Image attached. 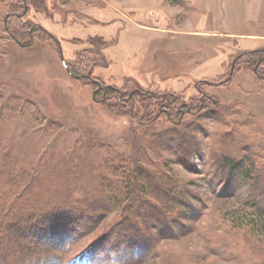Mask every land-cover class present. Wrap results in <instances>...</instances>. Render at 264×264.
<instances>
[{
  "label": "rangeland",
  "instance_id": "obj_1",
  "mask_svg": "<svg viewBox=\"0 0 264 264\" xmlns=\"http://www.w3.org/2000/svg\"><path fill=\"white\" fill-rule=\"evenodd\" d=\"M27 5L0 0V198L6 204L0 225L7 234L1 259L52 264L62 256L88 258L93 249L103 257L119 243L124 264H264V215L244 203L248 183L239 177L247 169L264 190V79L247 55L240 57L264 49V0ZM19 12L24 16L8 18ZM95 80L125 91L179 92L185 100L204 91L207 107L197 104L177 125L160 115L159 97L149 98V121L138 101L143 96L119 99L127 105L116 109ZM172 127L183 135L168 132ZM120 155H133L161 190L191 202L188 210L172 205L178 225L155 231L156 211L134 204L145 198L140 189L121 206L114 203L123 190L111 193L105 177ZM224 159L235 160L239 172L211 168ZM95 198L100 203L92 206ZM66 203H80L86 219L98 223L62 252L60 239L38 249L46 241L7 226L16 214ZM115 222L116 232L103 237ZM145 247L148 254L134 259ZM109 256L99 264H120L115 253Z\"/></svg>",
  "mask_w": 264,
  "mask_h": 264
},
{
  "label": "trees",
  "instance_id": "obj_2",
  "mask_svg": "<svg viewBox=\"0 0 264 264\" xmlns=\"http://www.w3.org/2000/svg\"><path fill=\"white\" fill-rule=\"evenodd\" d=\"M25 4V9L28 8L27 5V0H22ZM24 9V10H25ZM25 14V13H24ZM23 13H18L17 15L15 14H8V18L13 17V16H17V17H22L24 16ZM45 32H47V34L50 35V32L46 29H43ZM14 38L16 40L17 36L14 35ZM20 40V39H19ZM20 42V41H18ZM247 55L249 62H252V64H254V69L257 73V75L259 77H261L262 79H264V71L262 72L261 70H259L261 67L264 68V49L263 50H252L250 52H245L242 53L240 57ZM65 67L68 70V72L70 74H73L74 71L70 68V66H68L65 63ZM80 76V75H79ZM95 83L101 84V86H103L104 89V99L106 100H115V103L113 104L116 109H122L125 108L124 106L127 105V102H120L123 101L125 98L128 99V101H130L131 99L134 98V96L136 97H141L143 96V98H137L138 101H142L145 103V107L147 108V117L149 121H153V114L150 112V109H148L149 106V102L148 99L149 98H160V103L158 104L159 108H160V115H167L169 117V119L173 122H175L177 125H181L182 124V118L185 117V115L190 114L193 112V110L196 109V105L199 104L200 108L203 106L205 108L206 106V100L208 98H206L205 96V92H202L201 97L197 98V97H190L188 100H185L184 98V94L183 93H179V92H163V93H156L153 91H148L145 90L144 92L140 89H135V90H131V91H125L122 89H118L112 85H108V84H102L100 83V81L95 80ZM204 83V82H203ZM209 83V82H208ZM221 84V83H219ZM196 88H198L200 90L199 85H195ZM102 89V88H101ZM140 93V94H138ZM141 95V96H140ZM120 99V101H118ZM212 101V100H209ZM131 104H129L130 106ZM207 107V106H206ZM157 118H160V116H158ZM175 127L169 128L170 132L171 130L173 132H177L174 131ZM175 129H178L177 127ZM172 132V134H174ZM180 135H183L182 132H177ZM133 155H120L118 158H116V160L114 162H112L110 165L109 169V177H105L106 181H105V185H108L109 190L111 191V193H119V188L121 187L123 190V196L117 198L116 201H114V203L117 206H121V204L123 203V200L125 199H130V197H134V195H136V190L140 189L141 193L144 194L145 198L142 197H137L134 200L136 202L135 203H142L145 204L146 206H148V208L152 207V211H156L155 214L158 215L156 222L154 223V229L155 231L159 229H161V227H163L166 223H169L171 225H176L175 223H177V225L179 224V221L177 219H174V217L171 215V213H173L175 211V209L172 207V205L174 204H180V206L186 208L188 210L189 207H191V202H189L188 200H183L182 197H179V194H176L174 192H168V191H163L161 190V188H159L158 184H154V178H152V176L150 177L147 173V170H145V168L138 162H136L133 158ZM116 161H119L116 163ZM223 165L222 167L219 166L217 168V163H211L210 166L211 168H216L217 171H222L223 173L227 174L228 176H231V173L238 171L239 172V168H238V163L235 160H231V159H224ZM216 171V172H217ZM239 177L240 179L246 181L248 183V188H247V197L244 200V203L250 206H253L256 211L257 214L262 216L264 215V190L260 187V182L257 181L254 177H252L251 173L248 172L247 169L241 168V171L239 172ZM217 179V178H216ZM14 179H10V182H12ZM220 180V178L218 179V181ZM9 182V184H10ZM118 186H120L119 188H117ZM225 189V187L223 188ZM223 189L221 191H223ZM83 190V189H81ZM121 191V190H120ZM168 194V195H166ZM121 193V192H120ZM119 193V194H120ZM151 195L152 197L147 199V196ZM177 195V196H176ZM106 196V195H103ZM250 197V199L248 198ZM84 198H90L88 197V194L86 193L85 197H82L83 200H86ZM110 198V197H109ZM3 199V198H2ZM151 199L158 201V203H156L155 201H152ZM1 200V198H0ZM80 201V200H78ZM2 200L0 201L1 205H0V214L3 216V214H5L6 212H3V207H6V204H2ZM100 203V200H96L93 201V203L91 204L92 206H95L97 204ZM114 204V205H115ZM62 209L59 210V208L56 209H52L51 212H47V211H37L40 212L35 213L36 211H32L29 213L28 216H24L23 214H16L14 216V218H12V222L10 224H8V228H11L12 230L16 231V232H20L22 231L21 229L25 230V232H30L29 234L33 236V240L36 242H45L46 244L44 245H36L38 247V249H40L41 247H47L48 246H52L51 243L59 240L60 239V244L62 245L58 250H60V252H62V247L63 246H67V245H72L74 244L76 241H78L79 239H81L82 237H84L87 233H89L91 230H93L97 223L98 220H93L90 221L87 217V210L82 209V207H80V203H66V206L61 207ZM92 208V207H90ZM158 208H161L162 210H159ZM16 210V209H15ZM38 210V209H37ZM89 210V209H88ZM94 210V209H92ZM96 210V209H95ZM172 211V212H171ZM53 213H59L58 217L57 215H53ZM128 212H126V210L124 211L123 214H127ZM164 214H167L165 216H163ZM124 215V216H125ZM168 215H170V218L167 219L166 217H169ZM39 216V217H38ZM124 216L122 218H124ZM160 216V217H159ZM45 217V218H43ZM72 217L75 219L74 222L69 223L70 218L72 219ZM164 217L165 219L163 220ZM87 221L86 223L84 222ZM90 221V222H89ZM126 222V221H125ZM124 222V223H125ZM41 229L37 228L38 226H43ZM114 227L111 230H108L107 233H105L103 235V237L105 236H109L111 235L112 232L115 231L116 226H117V222L114 223ZM6 226V229H7ZM29 229V230H28ZM4 227L2 226V224L0 225V245L1 243L4 241V235L5 232H3ZM33 231V232H32ZM24 232V233H25ZM116 232V231H115ZM11 233V232H10ZM41 234L40 235L38 234ZM50 233L51 237L47 239L48 234ZM9 235V233H8ZM102 237V238H103ZM12 238V237H11ZM136 240H138L136 237H133ZM119 239V237H118ZM11 240H15V237H13ZM104 240V239H103ZM9 241V240H8ZM117 241V240H116ZM16 243V242H15ZM54 244V243H52ZM66 244V245H65ZM130 244V243H128ZM20 245V244H19ZM27 245V244H25ZM119 247L116 245H113L112 248V252L108 253L107 255H104L103 257H99L96 256V252L95 250H91L90 255L88 256V258H86V254H84V256L79 257L78 259H69L68 261L65 262L64 257L62 256V258L60 259V262H57V258H53V260L55 262L53 263H57V264H99V262L105 261L108 262L110 260V256L109 254L115 253L116 257L118 259V261L120 262V264H124V260L126 257L124 255L121 256V246L118 243ZM132 245V244H130ZM133 246V245H132ZM64 248V247H63ZM42 249V248H41ZM7 251H9L8 249H6ZM41 251V250H40ZM38 251V252H40ZM130 251V250H129ZM148 248L145 247L142 251L139 252V254L134 258V259H138L139 257H144L146 256L148 253ZM4 253V249L2 247H0V264H7V262L5 260L1 259V253ZM128 252V251H127ZM62 254V253H61ZM129 255V254H128ZM6 256V255H5ZM10 259L11 262H9L8 264H26V262H12V259H16V258H21L20 256H13V257H8ZM85 259V262L83 263V260ZM52 263V264H53Z\"/></svg>",
  "mask_w": 264,
  "mask_h": 264
},
{
  "label": "water",
  "instance_id": "obj_3",
  "mask_svg": "<svg viewBox=\"0 0 264 264\" xmlns=\"http://www.w3.org/2000/svg\"><path fill=\"white\" fill-rule=\"evenodd\" d=\"M22 45H24V44H22ZM62 58H63V56H62ZM64 61V60H63ZM65 63V62H64Z\"/></svg>",
  "mask_w": 264,
  "mask_h": 264
}]
</instances>
